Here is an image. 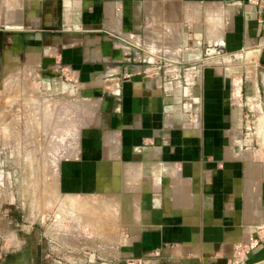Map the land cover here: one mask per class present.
Instances as JSON below:
<instances>
[{
  "label": "crops",
  "instance_id": "obj_1",
  "mask_svg": "<svg viewBox=\"0 0 264 264\" xmlns=\"http://www.w3.org/2000/svg\"><path fill=\"white\" fill-rule=\"evenodd\" d=\"M34 1L6 21L8 52L21 61L0 60V73L18 64L38 94L81 103L74 142L55 160V194L66 213L94 198L138 199L89 247L78 231L53 246L16 236L0 264H229L234 244L264 222V172L245 135L249 110L264 115V0H182L192 19L173 18L161 49L176 78L125 59L127 47L155 51L151 0ZM207 47L220 54L206 57ZM60 66L77 71V87ZM245 264H264V242Z\"/></svg>",
  "mask_w": 264,
  "mask_h": 264
},
{
  "label": "rangeland",
  "instance_id": "obj_2",
  "mask_svg": "<svg viewBox=\"0 0 264 264\" xmlns=\"http://www.w3.org/2000/svg\"><path fill=\"white\" fill-rule=\"evenodd\" d=\"M151 1L153 6L155 4L158 7L155 27L158 31L162 27V34L155 36L156 40L150 46L155 50L157 59L168 60L161 49L169 51L173 40L168 39L167 32L176 27L174 22L178 25V20L173 18H179L182 12L184 14L187 3L182 0ZM34 6V0H0V60L3 63L10 59L21 61L20 57H14L8 52V39L4 30V26L8 25L6 21L15 23L22 14L24 19L31 14ZM11 8L17 9L10 13L19 15L9 17L8 11ZM167 16H171L172 20L167 19ZM184 17L192 19L191 13L185 12ZM17 65L6 64L0 73L7 77L0 83V253L5 245L11 247L16 236L35 235L46 241L51 238L49 243L53 246V237L64 240L65 236H76L75 231L83 234L82 239L89 247L94 238L102 239L112 232V221L120 223L122 215H127L129 200L134 205L138 198L114 196L106 200L112 204L94 198L91 199L94 205L91 209L76 207L77 212L64 211L63 197L55 194L53 185L55 160L74 142L81 116V103L71 100L67 103L68 99L64 97L38 94L35 85L30 83L29 75ZM173 66L176 65L171 63L168 67H161L160 71ZM16 77L19 83L6 84L10 78ZM254 126L255 134L250 144L253 148L252 156L255 153L253 159L256 169L264 172V115ZM103 248H106V244Z\"/></svg>",
  "mask_w": 264,
  "mask_h": 264
},
{
  "label": "built area",
  "instance_id": "obj_3",
  "mask_svg": "<svg viewBox=\"0 0 264 264\" xmlns=\"http://www.w3.org/2000/svg\"><path fill=\"white\" fill-rule=\"evenodd\" d=\"M251 3H256V0H248ZM135 48V47H134ZM132 49L127 47L125 53V59H128L129 54L134 55V60L137 61H145L150 65L147 67V70H155L160 71L161 67H168L171 65L170 61L167 59H157V55L154 52H148L146 55L140 54L136 49ZM212 54H220V51L215 50L211 47H207L205 49V56L210 57ZM62 67L63 76L66 78V81L73 87H77L78 85V78H77V71L70 68L69 66H60ZM193 67H187L185 70H191ZM181 69L180 67L173 66V68H167L163 70L165 76L169 78H176L180 75ZM263 118V115L259 116V113H255V110H249V113L245 117V122L248 124V127L245 130V135L247 137L253 136L255 134V124H258L259 121ZM255 122V123H254ZM257 140V139H256ZM257 144V142H256ZM264 242V222L259 223L253 227V231L248 234V236L233 246L232 254L227 260L229 264H245L247 256L249 253L261 245ZM129 263H133L132 261Z\"/></svg>",
  "mask_w": 264,
  "mask_h": 264
},
{
  "label": "bare ground",
  "instance_id": "obj_4",
  "mask_svg": "<svg viewBox=\"0 0 264 264\" xmlns=\"http://www.w3.org/2000/svg\"><path fill=\"white\" fill-rule=\"evenodd\" d=\"M83 204V203H82Z\"/></svg>",
  "mask_w": 264,
  "mask_h": 264
}]
</instances>
